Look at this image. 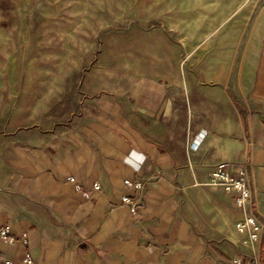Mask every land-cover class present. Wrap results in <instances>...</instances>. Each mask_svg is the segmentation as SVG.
Here are the masks:
<instances>
[{
	"label": "crops",
	"instance_id": "crops-1",
	"mask_svg": "<svg viewBox=\"0 0 264 264\" xmlns=\"http://www.w3.org/2000/svg\"><path fill=\"white\" fill-rule=\"evenodd\" d=\"M193 1L91 60L69 108L13 111L0 226L27 236L0 241L1 259L264 264V0ZM221 162L246 171L255 252L235 230L245 213L233 193L209 183Z\"/></svg>",
	"mask_w": 264,
	"mask_h": 264
},
{
	"label": "rangeland",
	"instance_id": "rangeland-1",
	"mask_svg": "<svg viewBox=\"0 0 264 264\" xmlns=\"http://www.w3.org/2000/svg\"><path fill=\"white\" fill-rule=\"evenodd\" d=\"M183 2L0 0V131L14 110L69 108L81 72L124 50L135 26L164 22Z\"/></svg>",
	"mask_w": 264,
	"mask_h": 264
},
{
	"label": "built area",
	"instance_id": "built-area-1",
	"mask_svg": "<svg viewBox=\"0 0 264 264\" xmlns=\"http://www.w3.org/2000/svg\"><path fill=\"white\" fill-rule=\"evenodd\" d=\"M227 164L221 162L217 164L215 169L211 172L209 177V183L221 186L226 192L233 193V199L235 206L242 210L245 215L244 217L235 223V230L239 235L244 236L242 244L248 246L253 252L257 251L258 245L261 241L260 232L262 225L255 215V213L249 210V204L253 195L252 187L249 183L246 171L242 169L240 177L232 176L226 169ZM126 184L129 181L125 180ZM98 184H94L93 188L98 189ZM138 188L139 186L136 185ZM124 203H129V199L123 197ZM27 234L25 232H20L15 235L11 232L8 225L0 226V241L7 242L8 244H13L16 240L24 243L26 241ZM24 264H35L34 259L30 253H24L23 257ZM234 264H248L245 261L235 258L233 260ZM0 264H12L10 259H1ZM259 264V263H254Z\"/></svg>",
	"mask_w": 264,
	"mask_h": 264
}]
</instances>
